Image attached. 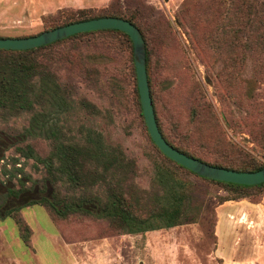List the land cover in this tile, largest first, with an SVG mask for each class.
Returning a JSON list of instances; mask_svg holds the SVG:
<instances>
[{"label":"rangeland","instance_id":"rangeland-1","mask_svg":"<svg viewBox=\"0 0 264 264\" xmlns=\"http://www.w3.org/2000/svg\"><path fill=\"white\" fill-rule=\"evenodd\" d=\"M110 1L0 0V36L34 35L45 28L48 18H75L81 11H98ZM130 4L143 6L145 17L161 14L174 32L159 45L164 52L157 49L158 56L152 53L149 64L154 104L169 140L197 147L206 135L211 136L209 123H204L197 133L188 122L189 109L200 95L219 120L236 110L227 100L220 103L218 95H256L257 100L264 101V82H247L254 76L251 58L242 62L234 80L217 79L221 62L212 60L211 40H197L195 36V30L207 32L211 26V16L207 14L211 0H130ZM185 7L186 13H179ZM189 22L195 27L193 37L197 41L189 37ZM44 51L49 70L68 94L57 114L59 123L69 127L71 133L89 132L104 145L118 146L133 159L132 180L139 188L150 190L156 173L170 171L179 184L184 182L192 191L193 200L186 211L194 221L128 234L111 228L105 218L69 214L64 219H53L41 205H27L18 211L31 230L27 246L18 238L12 219H0V264H264V189L250 198L220 202L229 192L161 156L138 113L129 52L120 42V35L87 33ZM81 99L92 103L99 113H88L79 104ZM28 116L22 113L0 121V214L8 207L39 197L37 183L18 197L6 194L7 188L17 187L16 177L28 175L30 180L25 186H29L31 180L39 181L44 172L39 163L19 156L14 146H8L15 139L13 134L27 126ZM221 120L231 140L264 162L262 152L243 128L231 130ZM25 142L39 156L48 149L47 141L39 136Z\"/></svg>","mask_w":264,"mask_h":264},{"label":"trees","instance_id":"trees-1","mask_svg":"<svg viewBox=\"0 0 264 264\" xmlns=\"http://www.w3.org/2000/svg\"><path fill=\"white\" fill-rule=\"evenodd\" d=\"M142 9L143 6L139 4H130V0H111L98 11H81L75 18L63 17L60 21L57 18H48L42 31L104 16L129 21L137 27L144 42V68L149 97L157 128L164 140L176 150L213 166L237 171H254L263 167L264 162L231 140L221 124L223 119V125L231 130L243 128L253 144L262 152L264 161V101L257 100L256 95H218L220 103L227 100L236 110L231 111L229 117H220V120L209 102L200 95L189 109L188 122L194 126L197 133L201 131L200 127L204 123H209L211 136L206 135L205 141L197 143V147L182 142L174 143L167 138L154 104L149 64L152 53L156 54L157 49H161L159 45L167 42L174 32L161 14L153 13L145 17ZM207 9L208 16H211V26L207 32L197 33L193 23L189 22V37L195 41L205 38L211 40V52L214 54L212 60L221 62V68L216 74L217 79L234 80L242 62L251 58L254 63V76L247 82H264V0H211V6ZM186 11L185 7L180 9L179 13ZM194 30L197 40L193 37ZM95 32L120 35V42L127 47L132 91L138 113L142 116L132 63V45L122 31L90 30L29 49L0 48V121L5 122L22 113L29 114L27 126L13 134L15 139L8 146H14L19 156L31 158L39 163L44 171L40 180H31L29 186H25L30 180L26 175L23 178L16 177V188L6 189L7 196L18 197L22 191H31L34 183H37L39 197L8 207L0 214V219H12L17 236L25 246L29 244L31 230L18 211L21 207L32 204L41 205L49 218L53 219H64L69 214L105 218L111 228L128 234L144 233L147 230L194 221L193 215H188L186 211L193 200L192 191L184 182L179 184L170 171L156 173L151 178L150 190L139 188L132 180L135 174L134 161L118 146L104 145L98 137L89 132L71 133L69 127L59 123L57 114L64 107L68 94L66 88L57 83L55 75L49 70L46 63L48 56L44 49L63 40ZM79 104L88 113H99V110L85 99H81ZM1 132L6 133L2 130ZM38 136L47 141L48 149L43 156L37 155L25 142L29 137ZM157 151L159 152L158 149ZM160 154L174 166L204 181L218 184L229 192L219 199L220 202L250 198L252 194L258 195L264 189V182L244 185L202 177Z\"/></svg>","mask_w":264,"mask_h":264},{"label":"water","instance_id":"water-1","mask_svg":"<svg viewBox=\"0 0 264 264\" xmlns=\"http://www.w3.org/2000/svg\"><path fill=\"white\" fill-rule=\"evenodd\" d=\"M99 29H117L125 33L130 39L132 45V63L141 115L147 134L160 153L176 164L205 178L244 185L264 182V165L260 169L254 171H237L213 166L176 150L164 140L157 128L149 97L144 68V42L137 27L129 21L113 16L75 21L30 36L0 37V48L29 49L75 33Z\"/></svg>","mask_w":264,"mask_h":264}]
</instances>
